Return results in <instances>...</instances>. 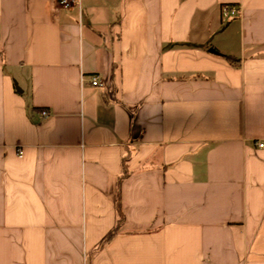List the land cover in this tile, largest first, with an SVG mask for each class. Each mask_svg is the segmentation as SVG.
I'll return each mask as SVG.
<instances>
[{
	"label": "crops",
	"instance_id": "1",
	"mask_svg": "<svg viewBox=\"0 0 264 264\" xmlns=\"http://www.w3.org/2000/svg\"><path fill=\"white\" fill-rule=\"evenodd\" d=\"M260 144L264 0H0V264H264Z\"/></svg>",
	"mask_w": 264,
	"mask_h": 264
},
{
	"label": "trees",
	"instance_id": "2",
	"mask_svg": "<svg viewBox=\"0 0 264 264\" xmlns=\"http://www.w3.org/2000/svg\"><path fill=\"white\" fill-rule=\"evenodd\" d=\"M127 176L126 172L123 173V176H121V178L119 179V198H118V202H117V211H118V215H119V218H118V222H117V225L116 227L111 231L109 232L103 239L102 241L100 242V245H99V249L103 248L106 244H108L120 231L121 229V226L123 224V220H124V215H123V212H122V207H121V199H120V189H121V184L124 180V178Z\"/></svg>",
	"mask_w": 264,
	"mask_h": 264
},
{
	"label": "built area",
	"instance_id": "3",
	"mask_svg": "<svg viewBox=\"0 0 264 264\" xmlns=\"http://www.w3.org/2000/svg\"><path fill=\"white\" fill-rule=\"evenodd\" d=\"M79 0H60V5L64 8H72L73 6H75V4L78 2ZM223 14L225 16H230V17H237L240 15V9L236 8V7H225L223 9ZM91 83L94 87L100 86V79L99 77L95 76L91 78ZM43 115L47 116V113H44ZM260 147H263V144L259 145ZM20 155L22 154V152L19 153Z\"/></svg>",
	"mask_w": 264,
	"mask_h": 264
},
{
	"label": "water",
	"instance_id": "4",
	"mask_svg": "<svg viewBox=\"0 0 264 264\" xmlns=\"http://www.w3.org/2000/svg\"><path fill=\"white\" fill-rule=\"evenodd\" d=\"M210 52H212V53H217V52H216L215 50H213V49H212V50H210Z\"/></svg>",
	"mask_w": 264,
	"mask_h": 264
}]
</instances>
